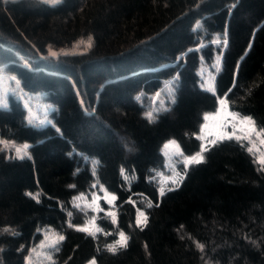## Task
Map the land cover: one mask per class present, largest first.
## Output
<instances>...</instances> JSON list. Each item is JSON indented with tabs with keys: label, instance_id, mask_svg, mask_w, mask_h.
Here are the masks:
<instances>
[{
	"label": "trees",
	"instance_id": "16d2710c",
	"mask_svg": "<svg viewBox=\"0 0 264 264\" xmlns=\"http://www.w3.org/2000/svg\"><path fill=\"white\" fill-rule=\"evenodd\" d=\"M86 39L87 49L50 55ZM217 54L205 88L200 68ZM2 69L41 95L52 122L26 157L0 141V264H41L26 257L44 227L63 235L47 264H264V166L242 141L209 146L163 195L153 179L167 141L200 152L221 98L264 130V0H0ZM168 81L174 94L150 119ZM7 109L0 140L6 122H26L19 95L8 93ZM94 182L115 196L116 222L98 219L105 234L68 223L70 212L83 222L72 200ZM119 231L127 243L113 251Z\"/></svg>",
	"mask_w": 264,
	"mask_h": 264
},
{
	"label": "rangeland",
	"instance_id": "374dc122",
	"mask_svg": "<svg viewBox=\"0 0 264 264\" xmlns=\"http://www.w3.org/2000/svg\"><path fill=\"white\" fill-rule=\"evenodd\" d=\"M44 1L54 3L59 0ZM222 41L223 40L219 37L215 39V42L218 44L222 43ZM89 46L90 43L87 39L86 41L81 40L69 49L62 47L51 48L50 55H52L53 52L56 54L55 56H57L66 51H79L87 49ZM219 67L220 54L216 55L213 63L209 65L205 63L202 64L200 76L201 85L203 87L213 88L215 74ZM9 92H13L21 97L27 109L26 122L19 125V127L6 122L5 128L10 131L11 135L4 134L1 136L0 141L2 143V148L9 157H26L30 154L29 145L31 139L41 137L50 129L49 124L52 122V119L49 111L51 106L41 99V95L24 92L18 79L11 73L2 69L0 71V120L3 122L9 117V110L7 109V95ZM158 93L159 96L155 94L152 97L150 107L151 113L157 111L159 108H165L167 101L173 96V88L169 84V81L166 83L165 88ZM220 100H224L225 104L221 105L219 103L218 108L214 112L206 113L205 116L208 117L207 120H205L204 116V122L198 134V137H201L202 145L208 148L214 144L211 143L213 140L217 142L225 138H235L242 141L247 146L258 165L264 166V130L258 128L252 119H250V121L243 119L247 116H242L231 111L224 98ZM169 141L163 146L165 153L164 167L161 170L155 171L153 174V179L159 186V190L161 191V189H163V192L178 185L183 177L184 170L189 166V164H186L188 157L181 153L178 143L173 139ZM197 154L203 157L204 151H202V148ZM72 203L75 208V213L84 219L81 224L74 225L72 223L74 212H70L68 223L75 228L82 230L86 229L84 231L92 235H98L100 233L105 234L98 224L99 217H108L116 222L117 211L115 208V196L105 190L104 186L97 182L93 183V188L90 192L75 196ZM146 219L147 215L145 209L138 207L136 209V223L138 225H144ZM41 233L43 238L32 246L30 255L26 257L27 263L47 264L52 260V256L61 241L60 237H63L62 234L51 227L42 228ZM121 233H123V238L121 237ZM126 243L127 235L119 231L117 240L108 244L107 247L111 250H116ZM93 261L95 262V260L92 259L88 264H93ZM205 264L218 263L207 261Z\"/></svg>",
	"mask_w": 264,
	"mask_h": 264
},
{
	"label": "snow or ice",
	"instance_id": "6c2138e0",
	"mask_svg": "<svg viewBox=\"0 0 264 264\" xmlns=\"http://www.w3.org/2000/svg\"><path fill=\"white\" fill-rule=\"evenodd\" d=\"M52 55L55 56L56 54L53 52ZM157 96H159V93H157ZM219 103L221 105H224L225 104V101L224 100H220ZM147 115L151 119L152 113L149 112ZM207 119H208V117L205 116V120H207ZM243 119L250 121L251 118L250 117H244ZM197 138L198 139H201V137H197ZM215 142H216L215 140L211 141V143H215ZM166 147H167V145H166ZM201 148H202V151H207V148L204 145H202ZM202 159H203L202 155L197 154V155L188 157L187 160H186V164H189L190 165L192 163H200ZM161 195H163V189H161ZM84 230H86V229H84ZM121 237L123 238V233H121ZM60 239L63 240V237L61 236ZM112 250L114 251V249H112ZM93 264H95L94 261H93Z\"/></svg>",
	"mask_w": 264,
	"mask_h": 264
}]
</instances>
